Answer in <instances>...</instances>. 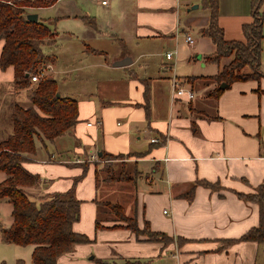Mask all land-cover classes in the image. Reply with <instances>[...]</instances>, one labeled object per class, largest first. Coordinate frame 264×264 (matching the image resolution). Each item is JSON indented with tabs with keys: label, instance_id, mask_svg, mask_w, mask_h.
Returning <instances> with one entry per match:
<instances>
[{
	"label": "crops",
	"instance_id": "1",
	"mask_svg": "<svg viewBox=\"0 0 264 264\" xmlns=\"http://www.w3.org/2000/svg\"><path fill=\"white\" fill-rule=\"evenodd\" d=\"M68 1L73 0H54L46 7L27 9L43 23L39 12L54 14L53 31L51 22L45 23L54 42L42 47L61 45L55 35L64 34L70 41L66 48L70 58L84 60L65 67V71L89 70L85 75L94 81L90 90L74 99L77 123L52 142H36L35 155L23 163L28 172L39 177L37 185L26 189L33 200L39 202L48 194L72 190L80 201L79 219L72 229L92 242L75 244L57 263L91 264L93 258L104 262L167 255L169 264H264V242L237 241L220 248L225 240L239 238L258 224L257 205L239 199L235 193H250L264 184V78L234 82L212 98L175 97L170 87L172 75L163 68L170 60L162 59L166 52L159 44L177 30L188 35L194 25L201 42L189 45L186 58L193 54L200 59L201 67L207 66L209 62L203 58L215 47L200 34L208 22V10L202 7V0L189 1L199 3L192 6V17H185L184 27H180L178 14L181 0ZM217 1V22L224 39L243 41L242 26L252 21L250 0ZM199 7L200 12L194 11ZM260 11L264 14V0ZM261 33L258 68L264 74V18ZM99 40L118 41L123 46L121 54L109 60L105 51L97 47ZM130 44L139 51L132 52ZM151 44L155 48L146 50ZM1 45L2 41L0 49ZM168 52L175 55L174 65L183 59L177 49ZM123 58H130L131 62L114 66ZM231 59H220L215 64V74ZM148 63L155 68L161 65L160 72L148 75ZM54 66L47 60L41 68L54 79ZM6 70L13 78L12 68ZM242 72L249 73L250 69L244 67ZM81 124L90 135L82 133ZM102 151L129 154L110 164L116 172L136 170L135 181L107 185L101 182L96 186L94 163L99 162L101 167L103 160L98 158ZM93 155L95 160H91ZM86 162L93 165H87L84 177L76 182ZM199 181L219 187L211 190ZM191 189L189 199L186 194ZM111 193L112 198L108 197ZM108 201L122 205L125 216L134 214L138 226L146 220L150 230L162 232L172 241L167 245L136 241L128 229L111 228L123 226L120 221H100L102 228L96 229L97 204ZM127 242L137 248L134 254L120 249ZM103 244L105 249L98 248Z\"/></svg>",
	"mask_w": 264,
	"mask_h": 264
},
{
	"label": "trees",
	"instance_id": "2",
	"mask_svg": "<svg viewBox=\"0 0 264 264\" xmlns=\"http://www.w3.org/2000/svg\"><path fill=\"white\" fill-rule=\"evenodd\" d=\"M54 0H0V70L12 68V91L29 90L28 104L24 108L17 102L9 101L6 108L7 119L11 130L5 139L0 141V171L5 179L0 182V200L6 199L11 204V224L0 226V240L6 244L21 247L32 246L31 264H58V258L70 252L75 244L92 242L85 234L76 233L72 226L79 219L80 201L73 196V191L48 194L39 202L31 199L26 189L39 183L36 174L28 172L23 163L31 161L36 152V142L45 145L55 138L64 135L77 123V103L74 99L58 94L56 82L51 75L42 76L37 82L31 83L30 76L36 74L46 62L42 52L44 44L53 43V33L42 21L31 22L25 16L29 8L46 7ZM263 0H250L252 21L242 26L244 40H226L223 30L218 25V1L202 0V7L208 10V22L200 30L214 45V51L205 57V61L218 64L224 57H232L218 73L209 79L217 85L225 83L226 88L232 83L246 80L259 81L264 74L259 71L261 27L264 14L260 11ZM244 67L249 73L242 72ZM191 80V78H189ZM257 90H259L257 88ZM223 90L213 89L210 96H218ZM58 94V95H56ZM129 154H109L102 151L94 163V180L96 186L112 183H131L138 175L136 170L115 171L112 160L128 158ZM86 165L81 166V174L75 181L82 179L86 173ZM200 185L215 190L218 184L199 181ZM192 189L186 194L190 199ZM245 201L254 203L258 208V224L250 228L239 238L225 240L220 248L237 241L264 242V184L258 185L250 193H235ZM97 218L94 227L102 228L100 221L106 209L113 221L123 222V226L134 234L136 241L158 242L167 245L172 238L158 231H152L149 223L143 220L138 226L133 215L125 216L122 205L103 202L97 204ZM112 221V220H111ZM181 242L179 238L176 239ZM126 264L137 262L126 261ZM0 264H5L0 262ZM14 264H24L16 259ZM91 264H104L100 259L93 258Z\"/></svg>",
	"mask_w": 264,
	"mask_h": 264
},
{
	"label": "rangeland",
	"instance_id": "3",
	"mask_svg": "<svg viewBox=\"0 0 264 264\" xmlns=\"http://www.w3.org/2000/svg\"><path fill=\"white\" fill-rule=\"evenodd\" d=\"M190 0H181L179 2V19L181 21V26L186 22L185 17L187 16V19L192 17L193 12L190 13L192 6L197 5L199 2H189ZM68 2H79V1H68ZM77 4V3H75ZM200 7L198 10H194L196 12H200ZM190 13V14H189ZM43 14V13H42ZM39 12V15H41L42 20L45 23L51 22V29L56 27L54 26L55 19L54 14H44L42 15ZM190 15V17H189ZM47 25V24H46ZM49 25V26H50ZM184 27V26H183ZM189 36L191 39H193L194 44L198 45L200 44L201 40H198L199 34L197 33V30L194 28V25H192V28L189 29ZM201 34V33H200ZM187 35V34H186ZM186 35L183 34V32L178 31L172 32L168 37H165L162 39V44H159L162 47V52H168L173 51L174 49L178 50V55L182 56L183 59L176 61L175 65L174 59L175 55L173 56L172 60L166 61L165 68L167 74L169 75H176L177 78L180 80H183L184 84H188L185 87L190 88L195 93L196 100H199L202 98L203 95H208L209 98H212L209 93L213 91V89L217 88L219 85L216 84V82L212 79H209L206 77L207 75H214L215 74V64L214 63H208L206 67H201L200 65V59H196L193 54H190L189 58H186L190 52V44L186 43L185 38ZM56 36V38H55ZM54 38L58 40V43L60 42L61 45L59 46H44L42 47V52L46 56V61L53 62L55 64L54 66V72L53 76L57 85V90L61 95H68L72 97L73 99L77 100L78 98L82 97L83 91L90 90L92 88L93 82L89 76H86L85 74L89 70H70L68 72L65 71V67H69L70 65H78L79 63H82L84 60H78V59H71L70 54L66 52L67 46L70 44V41H66L64 38V34L58 33L55 35ZM64 38V41H60ZM72 42V41H71ZM97 47L100 49H103L105 51V56L108 57L109 60L112 58L118 56L121 54L120 51L123 50V46L119 44L118 41H107V40H99L97 42ZM158 45V42L157 44ZM154 44H151L149 48H146V50H152L155 48ZM128 48L135 53H137L139 50L135 48L133 45H129ZM194 56V57H193ZM154 61H159L158 57H153ZM152 59V58H151ZM165 61V58H162ZM205 61V57L203 58ZM81 61V62H80ZM160 66L156 65L153 67L150 66L148 63L147 68V74L148 75H154L156 72H160ZM170 68V69H169ZM95 74H97V71H93ZM212 73V74H210ZM44 75H49L47 72H44ZM86 76V77H85ZM186 77V78H185ZM191 78V80H189ZM215 83V86H211L208 88V84ZM12 77L11 72L8 70L1 71L0 70V141L5 139L7 136V132L11 130V127L9 126V121L7 119V115L9 113L8 109L6 108V103L9 101L17 102V104L23 106L24 108L28 104V95L29 90H20L18 93H14L12 91ZM94 87V86H93ZM192 87V88H191ZM84 124V122H83ZM81 124L80 128L82 133L84 135H90V132L84 128V125ZM86 157V156H85ZM90 159V158H89ZM92 160V159H91ZM89 164L93 165L92 162H89ZM88 162H86L84 165H89ZM83 165V166H84ZM5 174L0 171V182L5 178ZM143 183V180L141 181ZM112 193L108 197L112 198ZM31 199H34L32 196L29 195ZM117 197L120 199V194L117 195ZM129 205H131V200H128ZM106 212V214H103L101 216L102 220L105 221H113V218L111 215H107V210L102 209ZM11 204L6 200L2 199L0 200V226L2 227H8L11 222ZM113 243V242H112ZM131 243H125L122 246H120V249L125 250L126 253L134 254V251L137 250V248H131ZM128 247L126 248V246ZM106 245L103 244L102 246H99L100 249H105ZM112 247V246H111ZM126 248V249H125ZM114 250V249H113ZM123 253V252H122ZM31 255V247H21L16 245H8L6 243H2L0 241V262H4L5 264H14L15 259H21L25 264H29V258ZM93 256V254H91ZM90 256V255H89ZM167 255L165 257L163 256H153L150 258H130V259H124V258H118V259H112V260H106L104 261L107 264H126V261L130 262H137V264H169L167 262ZM165 258V259H164Z\"/></svg>",
	"mask_w": 264,
	"mask_h": 264
},
{
	"label": "built area",
	"instance_id": "4",
	"mask_svg": "<svg viewBox=\"0 0 264 264\" xmlns=\"http://www.w3.org/2000/svg\"><path fill=\"white\" fill-rule=\"evenodd\" d=\"M104 2L105 1H103V3ZM185 40L190 45L193 42V40L191 39V37L189 35H186ZM172 57H173L172 52H166L165 53V59L166 60H171ZM44 72H45V70L43 68H40L36 74L30 76V82L31 83L37 82L42 76H44ZM170 80H171L170 87H171V91H172L173 96L179 97V98L184 97L186 100H192L194 98V96H195L194 92L190 88L185 87L187 84H184L183 80H180L176 76H172V78ZM96 123L100 124L99 121H97ZM87 125L89 126L90 123H87ZM150 141L151 142H157L156 139H151ZM91 159L95 160L96 156L93 155L91 157ZM163 213H166L165 210L163 211Z\"/></svg>",
	"mask_w": 264,
	"mask_h": 264
},
{
	"label": "water",
	"instance_id": "5",
	"mask_svg": "<svg viewBox=\"0 0 264 264\" xmlns=\"http://www.w3.org/2000/svg\"><path fill=\"white\" fill-rule=\"evenodd\" d=\"M25 18L28 21L37 22V14H35V13H28V14H26ZM130 62H131L130 58H123V59L115 62L114 66H125V65H128ZM218 87L220 90H223L226 88V84L220 83ZM56 95H58V94H56ZM91 257L92 256H90V259H91ZM104 264H107V263H104Z\"/></svg>",
	"mask_w": 264,
	"mask_h": 264
}]
</instances>
